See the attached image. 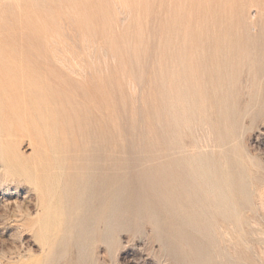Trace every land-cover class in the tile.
<instances>
[{"label": "rangeland", "instance_id": "rangeland-1", "mask_svg": "<svg viewBox=\"0 0 264 264\" xmlns=\"http://www.w3.org/2000/svg\"><path fill=\"white\" fill-rule=\"evenodd\" d=\"M0 264H264V0H0Z\"/></svg>", "mask_w": 264, "mask_h": 264}, {"label": "bare ground", "instance_id": "bare-ground-1", "mask_svg": "<svg viewBox=\"0 0 264 264\" xmlns=\"http://www.w3.org/2000/svg\"><path fill=\"white\" fill-rule=\"evenodd\" d=\"M130 9V8H129ZM126 11V10H125ZM131 11V10H130ZM128 12V11H127ZM126 13V12H125ZM130 13V12H129ZM122 15H123V13H122ZM129 15V14H128ZM124 20V19H123ZM123 24V23H122ZM185 25V24H184ZM77 34H78V32H77ZM190 34V33H189ZM59 35V34H58ZM72 36V35H71ZM72 40V39H71ZM78 40H79V38H78ZM77 41V40H76ZM85 41V40H84ZM90 42V41H89ZM76 43V42H75ZM83 47V46H82ZM85 47V46H84ZM80 49V48H79ZM105 51V50H104ZM76 52V51H75ZM103 53V52H102ZM70 55H71V53H70ZM93 56V55H92ZM96 56V55H95ZM63 57V56H62ZM83 57V56H82ZM197 58V57H196ZM67 59V58H66ZM70 59V58H69ZM73 59V58H72ZM83 59V58H82ZM57 60V59H56ZM64 60H65V58H64ZM76 60V59H75ZM91 60V59H90ZM59 61H60V59H59ZM73 61V60H72ZM58 62V61H57ZM68 62V61H67ZM71 62V61H70ZM75 62V61H74ZM78 62V61H77ZM85 62V61H84ZM61 63V62H60ZM69 63V62H68ZM80 63V62H79ZM78 63V64H79ZM64 64H65V62H64ZM77 64V65H78ZM86 64V63H85ZM66 65V64H65ZM87 65V64H86ZM90 65V64H89ZM93 65H94V63H93ZM106 65V64H105ZM80 66V65H79ZM82 66V65H81ZM72 67V66H71ZM74 68H75V66H73ZM88 67V66H87ZM94 68V67H93ZM107 68V67H106ZM87 69V68H86ZM98 69V68H97ZM108 69V68H107ZM82 71H84V70H82ZM90 71V70H89ZM95 71V70H94ZM99 71V70H98ZM97 71V72H98ZM76 72H78V71H76ZM103 72V71H102ZM84 73V72H83ZM86 73V72H85ZM88 74V73H87ZM90 74V73H89ZM82 75V74H81ZM80 75V76H81ZM85 75V74H84ZM105 75V74H104ZM81 78V77H80ZM85 78V77H84ZM129 84V83H128ZM183 116V115H182ZM183 184V183H182Z\"/></svg>", "mask_w": 264, "mask_h": 264}]
</instances>
